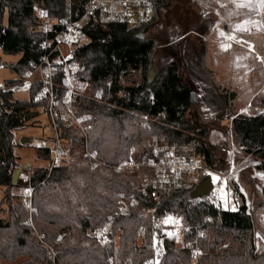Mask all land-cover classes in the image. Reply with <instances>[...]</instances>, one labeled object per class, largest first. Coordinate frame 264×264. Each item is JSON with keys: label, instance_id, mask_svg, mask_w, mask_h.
I'll list each match as a JSON object with an SVG mask.
<instances>
[{"label": "trees", "instance_id": "obj_1", "mask_svg": "<svg viewBox=\"0 0 264 264\" xmlns=\"http://www.w3.org/2000/svg\"><path fill=\"white\" fill-rule=\"evenodd\" d=\"M168 1L156 0L152 23ZM86 2L0 0V60L6 69L20 76L33 68L31 61L42 53L40 43L45 35L37 30L33 6L61 19L81 14ZM149 25L130 28L114 23L103 27L86 22L85 38L72 52L79 74L90 83L91 96L101 99H81L84 110L92 115V128L86 143L77 132L67 130L64 136L73 139L67 151L70 159L52 168L36 167L29 171L26 181L18 178L13 183L20 163L14 151L19 146L15 131L35 122L43 102L35 100L37 86L28 91L25 99L15 98L14 91L0 90V264H145L152 254L148 213L154 208L159 213L174 211L185 222L208 232L199 240L203 254L197 264H264V251H256L253 221L241 193L237 209L226 210L207 198L194 202L192 189L173 191L156 205L151 191L142 187L143 180L153 175V169L146 164L155 158L153 143L193 142L205 165L212 162L210 149L201 141L203 137H196L206 132L187 115L194 107L195 93L193 82L182 75L179 58L172 55L159 70L153 67L156 74L149 81L157 48V41L144 35ZM140 33L143 37H138ZM1 54L18 58L7 62ZM203 79L208 84L201 100L220 119L232 117L234 143L258 162V169H264V113L237 114L236 93L210 76ZM85 144L102 163L92 166L82 157ZM132 150L133 158L141 163L138 170L115 172L113 165L127 159ZM39 151L41 158L49 160V148ZM17 187L24 190L23 195H13L12 189ZM29 187L33 188L31 213L25 206ZM120 192L134 194L136 200L126 215H116ZM261 193L264 198V185ZM46 209L57 213H46ZM109 217H114L112 240L100 245L88 231ZM47 247L56 251L54 262L48 260ZM161 264H190L189 250L168 242Z\"/></svg>", "mask_w": 264, "mask_h": 264}, {"label": "built area", "instance_id": "obj_2", "mask_svg": "<svg viewBox=\"0 0 264 264\" xmlns=\"http://www.w3.org/2000/svg\"><path fill=\"white\" fill-rule=\"evenodd\" d=\"M156 0H87L83 11L78 16L71 14L57 19L51 17L46 9L37 5L32 7L34 18L38 21L37 30L45 35L40 43L42 53L36 61H31L33 68L20 76L0 81V90L15 91L25 87L30 91L37 86L35 100L43 102L41 109L47 114L52 146L49 148L48 168L62 162L64 154L73 145V139L64 136L67 130L77 132L84 140L92 128V115L83 108L81 99L101 101L99 96L90 95V83L79 74V64L73 59V48L85 38L84 25L88 21L98 23L103 27L120 23L127 27H140L152 23L155 16ZM71 7V5H68ZM6 65L0 60V70ZM110 85V84H108ZM86 143V142H85ZM63 147L66 148L63 149ZM38 148H48L44 145ZM154 159L146 164L153 169V175L142 182L143 189L151 191L158 205L163 196L176 190L194 189L204 178L210 175L213 188L209 195L192 199L200 202L203 198L218 203L221 201V182L224 178L220 173L207 168L202 157L195 151L193 142L184 144L153 143ZM82 157L88 159L92 166L102 163L95 152L85 144L81 149ZM130 156L113 165L117 173H133L141 163ZM20 172L32 171L31 164L19 163L16 167ZM33 188L25 191V206L31 213ZM118 210L116 215H126L135 206L134 194L118 193L116 198ZM152 229L151 256L145 264H161L167 254V243L189 250L190 264H197L203 251L199 245L201 238L207 237L208 232L197 224L184 221L182 215L174 211L159 213L156 208L149 211ZM114 217H109L101 225L90 229L89 235L100 245L111 242ZM141 234V230L139 231ZM43 235L39 236L42 240ZM46 255L51 262L55 261L56 251L47 247ZM111 264V263H110Z\"/></svg>", "mask_w": 264, "mask_h": 264}, {"label": "rangeland", "instance_id": "obj_3", "mask_svg": "<svg viewBox=\"0 0 264 264\" xmlns=\"http://www.w3.org/2000/svg\"><path fill=\"white\" fill-rule=\"evenodd\" d=\"M218 4L219 0H169L167 5L158 11L154 22L145 29L144 35L157 41V48L153 56V67L156 70L168 63L171 56L174 55L181 62V72L184 78L193 82L194 107L187 115L191 117L194 124H198V127L206 132L205 136L196 135V137H203L202 143L212 153V162L206 165L207 168L224 176L221 182L219 205L226 210H236L240 204L238 193L243 195L247 212L254 225L256 251L260 253L264 251V198L260 194L264 183V169H258L256 166L258 162L234 143L230 129L231 120L220 119L217 117L218 114L201 100L205 94L204 87L208 84V81L203 78L209 76L206 71L199 67L203 64L207 42L195 33L204 34L209 21L206 20L208 19L207 16H203V13L206 9L217 7L215 5ZM258 4L263 5L262 11L258 10L255 13L249 11L241 20L245 26V35L251 36L255 32L260 33L262 35L260 36V44L264 45L263 0H256L253 3V5ZM256 23L260 25L259 30L255 28ZM1 56L7 62L15 61L18 58V56L4 54ZM210 64L214 67L219 66L217 60ZM13 77L15 74L9 69L0 70V81ZM13 94L15 98L19 99L28 97V91L25 87L15 90ZM255 102L260 105L264 104V100L261 98ZM48 125V116L40 109L35 122L15 131V139L19 146H15L14 151L20 163H29L34 168L49 165V160L41 158L39 155L40 148H38L41 145L48 148L52 146L51 130ZM23 138L27 139L24 144L20 142ZM69 159V153L66 152L62 162ZM29 175V172L23 171V175H19V178L26 181ZM12 193L15 196L23 195L24 190L17 187L12 189ZM2 194L3 188H0V201ZM45 212L57 213L54 209H46ZM2 264L9 263L3 262Z\"/></svg>", "mask_w": 264, "mask_h": 264}, {"label": "crops", "instance_id": "obj_4", "mask_svg": "<svg viewBox=\"0 0 264 264\" xmlns=\"http://www.w3.org/2000/svg\"><path fill=\"white\" fill-rule=\"evenodd\" d=\"M254 2L256 0H219V4L215 5L217 7L206 9L203 13L210 20L204 34L195 33L207 42L202 69L211 79L236 93L237 114L247 116L264 113V104L255 102L259 98L264 100L262 35L257 32L251 36L245 35L241 20L249 11L255 13L263 10V5H253ZM255 28L259 30L260 25L256 23ZM216 60L218 67L210 64ZM19 175H23V172ZM243 193L246 195L244 190Z\"/></svg>", "mask_w": 264, "mask_h": 264}, {"label": "water", "instance_id": "obj_5", "mask_svg": "<svg viewBox=\"0 0 264 264\" xmlns=\"http://www.w3.org/2000/svg\"><path fill=\"white\" fill-rule=\"evenodd\" d=\"M138 37H143V34L140 33L138 35ZM156 71L154 70L153 66H150V77H149V81H152L155 77ZM22 144L27 142L26 138L21 139L20 141ZM21 172L19 170H15L14 174H13V183H16L17 179L19 178V174ZM213 188V183H212V178L210 175H207L206 177H204L196 186L195 188L191 191V198H201L204 196L209 195V193L211 192Z\"/></svg>", "mask_w": 264, "mask_h": 264}]
</instances>
